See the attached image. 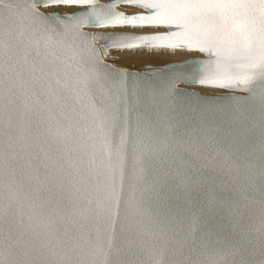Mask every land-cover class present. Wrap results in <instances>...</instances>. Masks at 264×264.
I'll list each match as a JSON object with an SVG mask.
<instances>
[{
	"label": "water",
	"instance_id": "95a60500",
	"mask_svg": "<svg viewBox=\"0 0 264 264\" xmlns=\"http://www.w3.org/2000/svg\"><path fill=\"white\" fill-rule=\"evenodd\" d=\"M0 264H264V0H0Z\"/></svg>",
	"mask_w": 264,
	"mask_h": 264
},
{
	"label": "bare ground",
	"instance_id": "6f19581e",
	"mask_svg": "<svg viewBox=\"0 0 264 264\" xmlns=\"http://www.w3.org/2000/svg\"><path fill=\"white\" fill-rule=\"evenodd\" d=\"M102 1H107V0H102ZM39 8L43 12H46V13L47 12H50V11H54V12H57V13H60V14L61 13H65V12H73L76 9H79V7H77V6H66V5H53V6H49V7H40L39 6ZM117 9L118 10H122L125 13H136V12H140V11L143 10L142 8L137 7V6H134V5H131V4H119L117 6ZM122 29H124L125 32H134V33L158 32V31L165 30L164 27H159V26H147V27L119 26V27H111V28L109 27V28H101V29L88 28L89 31H95L96 30V31H105V32H109V31H121ZM130 48H135V47H130ZM163 48H170V47H163ZM114 49H127V48H114ZM108 51H109V56H108V58L107 57L106 58L104 57V59H105V61L110 62L113 65L120 66V67H123V68H126V69L138 70V71L145 70L147 68V65H149L150 67H154V65L152 66L150 64H146V65H143L142 67H138L140 69H137V68H134V67L133 68L124 67L123 65H121L118 62V60H117L118 57L112 56V53H113L114 50L113 49H109ZM165 51H167V53L169 52L168 54H170L172 56H175V57H181L182 56V54H181L182 52H177V51L175 52V51H171V50H165ZM191 52H194L193 53L194 56H196V55L197 56H201V53L198 52V51H191ZM122 56H123L122 59H124V60H127L129 58L126 55H122ZM160 56H161V53L160 52H157L156 54H155V52H153L152 54H149V55L135 56L136 57L135 60L136 61H138V60L139 61H144V60H150L151 61L153 58H155V57L158 58ZM194 56H192V57H194ZM109 57H112V59L110 60ZM162 57H164V56H162ZM183 58H186V57H183ZM114 60H117V61H114ZM179 60H181V59H179ZM127 61H129V60H127ZM167 62H170V61H167ZM161 64L163 65V63H161ZM158 67H160V66H158ZM180 85L183 86V87H187L189 89H193V87H198V88H196L197 89L196 91L197 92L199 91V92L204 93V94H220V93H224L226 91L225 89H222V88L210 87V86H199V85L186 86L185 84H180Z\"/></svg>",
	"mask_w": 264,
	"mask_h": 264
},
{
	"label": "rangeland",
	"instance_id": "374dc122",
	"mask_svg": "<svg viewBox=\"0 0 264 264\" xmlns=\"http://www.w3.org/2000/svg\"><path fill=\"white\" fill-rule=\"evenodd\" d=\"M121 31H124V29H122ZM113 50L114 51L112 53V56L118 57L117 60L121 65H123L124 67H127V68H133L134 67L137 69H140L138 67H142L143 65H146V64H150L152 66L154 65V67H158V66L162 65L161 63H163V65H164L167 61H178L179 59H181V60L184 59L183 57L188 58L190 55H191L190 57L194 56V54H193L194 52H191V51L186 50V49L184 50V49H178V48H163V47H153V46H141V47L139 46V47H135V48L113 49ZM165 50L182 52L181 53L182 56L181 57L172 56V55L168 54L169 52L167 53V51H165ZM153 52H155V54L157 52H160L161 58L155 57L151 61L150 60H144V61H139V60L136 61L135 60V58H136L135 56L149 55V54H152ZM122 55H126L127 57H129L127 59L129 61L122 59L123 58ZM108 56H109V51L106 54L105 58L106 57L108 58ZM162 56H164V57H162ZM109 58H110V60L112 59V57H109ZM117 60H114V61H117ZM196 88H198V87H193L194 90H197Z\"/></svg>",
	"mask_w": 264,
	"mask_h": 264
}]
</instances>
